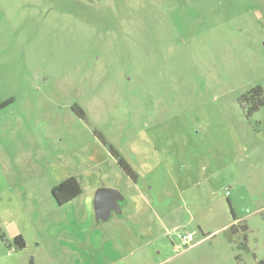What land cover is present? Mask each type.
<instances>
[{"label":"rangeland","instance_id":"374dc122","mask_svg":"<svg viewBox=\"0 0 264 264\" xmlns=\"http://www.w3.org/2000/svg\"><path fill=\"white\" fill-rule=\"evenodd\" d=\"M257 86L264 94V0H0V105L13 101L0 144L26 148L4 161L0 201V231L26 243L0 239V264H264ZM95 132L130 164L146 159L137 183L156 239L112 215L97 231L114 247L71 243L79 220L53 200L49 163L81 167L91 154L120 171Z\"/></svg>","mask_w":264,"mask_h":264},{"label":"crops","instance_id":"0c3cea01","mask_svg":"<svg viewBox=\"0 0 264 264\" xmlns=\"http://www.w3.org/2000/svg\"><path fill=\"white\" fill-rule=\"evenodd\" d=\"M6 108H3V110ZM2 110V109H1ZM2 110V111H3ZM1 113V112H0ZM1 140V139H0ZM2 143L0 144V201H3L6 196L7 188L11 189V182L7 179V169H6V163L4 161H10L11 158H14L15 155H21V150L25 147H22L21 150L19 148H15L12 145L9 146L5 145L6 150L2 149ZM123 157V156H122ZM127 163V165L131 168L133 174H134V180H130L129 177L122 171V170H116L114 167L112 170L114 171L112 175H110V169L107 165V168L102 165V159L94 161L91 154L87 155L86 161L88 162V165L84 163L81 167H75L72 165H62L58 162H50L49 164L54 166L56 169V174L58 173V180L56 181L57 184L62 183L64 180L71 176H75L78 179V182L82 188V194H80L77 198L72 199L68 203H66L63 206H58V208H63L64 212L66 214H70L72 221L79 220L80 228L77 230V232L74 235H77V238H73L71 243L74 245H80V250L85 246V244L89 243L88 245H91L93 247H103L107 242L112 247L116 243L109 238H106L104 234H100L97 229L100 227L99 225L103 222H109L112 220V215L118 217L119 222L122 220L123 217H125V220L129 222V226L136 227L138 230H140L142 233H145L147 236H149L150 240L156 239L159 234L156 232V223L153 222V218L151 215H154L157 213L154 209V207L151 205V200L144 195L142 192L139 191L140 187L138 186V179L140 178V171L142 169H145L148 165L145 163L146 159H144L142 162L137 163L138 165H132L130 164V160H128L125 156L123 157ZM59 164V165H57ZM116 167V162H115ZM113 165V166H114ZM104 175V177H102ZM126 176V180L123 179V176ZM108 178L107 181L103 182L104 180ZM82 178L83 179H93L92 185L89 184V186H93L94 189L99 187L119 190L120 185L123 187H131L129 184L131 183L132 188L135 193H132L129 195V197H126V199L123 198V200L119 203L120 205V212L119 214L115 212L110 213L109 219L106 221H96L95 220V213H94V194L86 192V186L82 184ZM110 179H113L114 184H109ZM99 180V181H98ZM111 183V182H110ZM53 186V187H54ZM127 191V190H126ZM122 196V195H121ZM123 197V196H122ZM78 200L80 201V204L76 205V202ZM4 201H8V198ZM3 201V202H4ZM123 216V217H122ZM77 217V219H76ZM155 220V219H154ZM156 221V220H155ZM160 226L161 223L158 220L157 222ZM78 224V221H77ZM61 225V224H60ZM58 225V226H60ZM88 225V228L84 230L85 227ZM15 227V225H13ZM128 226V227H129ZM13 227V228H14ZM141 227V228H140ZM13 230V229H12ZM90 230L92 232H90ZM69 231V230H68ZM72 231V230H70ZM132 233V232H131ZM52 236L57 235V232L55 234L54 231L51 232ZM135 234L137 235L136 231ZM20 235L22 238V234L17 231L15 228V232L13 231V234L10 235V240H12L14 237ZM79 236V237H78ZM154 238V239H153ZM24 247H25V240L23 239ZM150 242V241H149ZM138 246V240L134 238V234H128L126 246L125 248L129 247L131 249L136 250V247ZM83 251H85L83 249ZM114 252H117V249L113 250Z\"/></svg>","mask_w":264,"mask_h":264},{"label":"trees","instance_id":"16d2710c","mask_svg":"<svg viewBox=\"0 0 264 264\" xmlns=\"http://www.w3.org/2000/svg\"><path fill=\"white\" fill-rule=\"evenodd\" d=\"M248 96L252 98H257V103L253 107L254 110H257L259 106L261 107L264 105V94L259 86L253 88L249 92ZM12 103L13 101L11 99H8L6 102L0 105V110ZM71 110L76 116H78L79 119H84L85 117L84 113L80 110V108H78V106H73ZM95 135H97L99 140L102 142V145L107 148L108 152L110 153L111 157L115 159V162L119 166V168L127 175V177H129L130 180L133 181L134 174L131 168L127 165L125 159L110 144H108L98 133L95 132ZM50 194L53 200L55 201V203H57L58 206L61 207L66 203H68L69 201H71L72 199L77 198L80 194H82V188L78 182V179L75 176H71L66 180H64L62 183L54 186ZM231 214H232L231 215L232 219H234L232 211ZM243 230L246 231L247 230L246 227H244ZM0 239L6 244L7 248H11V246H13L14 250L16 249L20 250L22 248L24 249V243H23L24 241L20 235L14 237L10 241L9 239H7V236L0 231Z\"/></svg>","mask_w":264,"mask_h":264},{"label":"water","instance_id":"95a60500","mask_svg":"<svg viewBox=\"0 0 264 264\" xmlns=\"http://www.w3.org/2000/svg\"><path fill=\"white\" fill-rule=\"evenodd\" d=\"M118 190L99 188L94 194V213L96 221H106L111 212L119 214V203L123 200Z\"/></svg>","mask_w":264,"mask_h":264},{"label":"built area","instance_id":"2783aa9c","mask_svg":"<svg viewBox=\"0 0 264 264\" xmlns=\"http://www.w3.org/2000/svg\"><path fill=\"white\" fill-rule=\"evenodd\" d=\"M177 239L179 240V243L185 247L188 246L193 241L192 234H190V233L178 234Z\"/></svg>","mask_w":264,"mask_h":264}]
</instances>
